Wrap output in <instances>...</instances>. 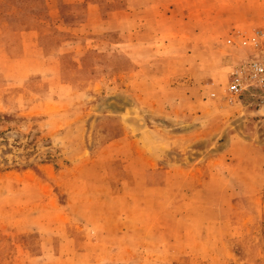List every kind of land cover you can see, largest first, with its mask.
Segmentation results:
<instances>
[{"label": "rangeland", "instance_id": "374dc122", "mask_svg": "<svg viewBox=\"0 0 264 264\" xmlns=\"http://www.w3.org/2000/svg\"><path fill=\"white\" fill-rule=\"evenodd\" d=\"M156 1L72 61L63 103L0 71V264H61L87 238L117 244L99 264H264V106L226 91L264 49V0Z\"/></svg>", "mask_w": 264, "mask_h": 264}, {"label": "crops", "instance_id": "0c3cea01", "mask_svg": "<svg viewBox=\"0 0 264 264\" xmlns=\"http://www.w3.org/2000/svg\"><path fill=\"white\" fill-rule=\"evenodd\" d=\"M159 6L168 8L156 0H26V9L21 14L26 30L21 31V35H5L11 21L8 8L15 6L13 0H0V71L7 68L13 74L7 78V84L10 79L41 82V90L36 89L42 98L40 105L63 103L74 86L72 81L62 79L72 75L75 68L72 61L78 62L90 50H97L99 36L110 30L130 34L125 28L126 22L130 23L136 17L148 18V8ZM5 37L20 42L19 53L17 48L15 53L11 50L13 47L6 43ZM4 57L16 65L9 67L8 63H2ZM78 243L83 250L64 257L61 264L74 263L77 259L86 264L103 263V253L94 249L98 251L117 245L112 239L87 238ZM38 260L43 261V258L38 257Z\"/></svg>", "mask_w": 264, "mask_h": 264}, {"label": "built area", "instance_id": "2783aa9c", "mask_svg": "<svg viewBox=\"0 0 264 264\" xmlns=\"http://www.w3.org/2000/svg\"><path fill=\"white\" fill-rule=\"evenodd\" d=\"M258 36L260 39L264 37L262 32ZM226 91L231 100L249 94L264 106V49L235 68Z\"/></svg>", "mask_w": 264, "mask_h": 264}]
</instances>
